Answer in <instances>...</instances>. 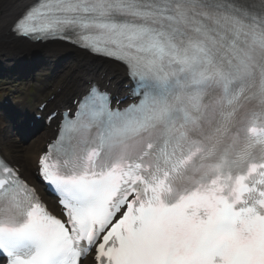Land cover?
<instances>
[{
    "label": "snow or ice",
    "instance_id": "obj_1",
    "mask_svg": "<svg viewBox=\"0 0 264 264\" xmlns=\"http://www.w3.org/2000/svg\"><path fill=\"white\" fill-rule=\"evenodd\" d=\"M122 67L36 160L0 155V264H264V0H28L0 28Z\"/></svg>",
    "mask_w": 264,
    "mask_h": 264
},
{
    "label": "bare ground",
    "instance_id": "obj_2",
    "mask_svg": "<svg viewBox=\"0 0 264 264\" xmlns=\"http://www.w3.org/2000/svg\"><path fill=\"white\" fill-rule=\"evenodd\" d=\"M27 2H28V0H8L3 5L0 4L1 5L0 13H3L10 20L13 16L18 14V12L22 9L24 3H27ZM4 40L13 43L14 46L17 48H23L25 50H27L28 48H35L37 46H41L39 44H34V43L28 42L26 40L16 39L15 37L12 38L6 27L0 28V49H1V45L4 42ZM59 46L63 47L62 45H59ZM89 59H90V57L87 56L86 54H81L78 56L77 63L78 64H86V66L91 65L92 67L96 68L98 65L90 64ZM106 67H109L110 70L115 69V71H117V73L119 71H121L118 67H116L113 64L104 66L103 69H105ZM82 72L84 73V71H82ZM90 72L96 73L97 71L94 69H90ZM109 73H110V71H109ZM106 79H107V77L105 79H101L100 82L103 81L104 83L109 84V85H117L121 82L120 77L116 74H112L108 80H106ZM72 81H74V79H72ZM75 83L79 87L83 86V84L78 82V80H75ZM9 130H10L9 127H7V126H4L1 128V141L4 142V147H5L4 153L8 157V159L19 162L22 171H24L26 173L27 169H26L24 160L22 159L21 155L17 152L14 142H12V139L8 138V136H7ZM10 132H11V130H10ZM49 134H50V131L47 130L43 136L46 137ZM39 140H42V139H39ZM42 142H43V140H42ZM31 157H33V156H31ZM28 175H30V173H28Z\"/></svg>",
    "mask_w": 264,
    "mask_h": 264
}]
</instances>
